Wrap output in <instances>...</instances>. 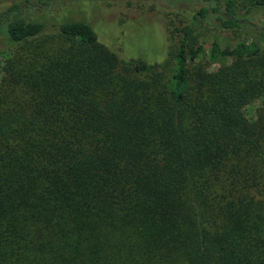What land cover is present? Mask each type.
<instances>
[{"label":"trees","instance_id":"1","mask_svg":"<svg viewBox=\"0 0 264 264\" xmlns=\"http://www.w3.org/2000/svg\"><path fill=\"white\" fill-rule=\"evenodd\" d=\"M197 1L162 64L0 12V264H264V0Z\"/></svg>","mask_w":264,"mask_h":264},{"label":"rangeland","instance_id":"2","mask_svg":"<svg viewBox=\"0 0 264 264\" xmlns=\"http://www.w3.org/2000/svg\"><path fill=\"white\" fill-rule=\"evenodd\" d=\"M18 1L0 0V12ZM55 1L52 6L30 10L29 19L44 22L49 32L56 29L55 24L71 20V17L84 20L92 26L98 41L121 59L142 60L148 64H162L171 59L170 53L178 44L183 28L201 6L197 0ZM237 1L243 5L251 0ZM263 21L264 13L257 14V26ZM208 29L205 23H197L193 40L199 42ZM6 45L0 40V47ZM220 65L204 61L203 69L214 71Z\"/></svg>","mask_w":264,"mask_h":264}]
</instances>
